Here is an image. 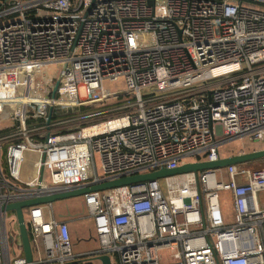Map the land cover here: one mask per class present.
Masks as SVG:
<instances>
[{
    "label": "built area",
    "instance_id": "built-area-1",
    "mask_svg": "<svg viewBox=\"0 0 264 264\" xmlns=\"http://www.w3.org/2000/svg\"><path fill=\"white\" fill-rule=\"evenodd\" d=\"M52 67L45 94H31L34 74ZM244 137L264 140V0H0V264H94L100 254L112 264H264V167L85 193L98 245L80 252L52 202L29 206L31 262L1 209L215 161ZM28 153L35 172L23 178ZM220 190L231 194V222Z\"/></svg>",
    "mask_w": 264,
    "mask_h": 264
},
{
    "label": "rangeland",
    "instance_id": "rangeland-1",
    "mask_svg": "<svg viewBox=\"0 0 264 264\" xmlns=\"http://www.w3.org/2000/svg\"><path fill=\"white\" fill-rule=\"evenodd\" d=\"M56 76H57V70L55 67L48 68L47 70H43V71L40 70L39 72L35 73L34 88L31 90V94L35 93L37 95L38 94L44 95L45 93L41 92V88L44 86L45 82L48 79ZM118 86H119V82L109 85L107 89L114 90L118 88ZM99 106L100 105H96V107ZM91 107H93V105ZM91 107H87V108H91ZM262 148H264V140H255L249 137L236 138L221 145L219 148V155L229 156L240 152H250ZM36 158H37L36 154H32V153L26 154V160L24 166L22 167L23 178H28V177L31 178L34 176ZM242 165H246L250 169H259L264 167V159L243 163ZM44 181L46 182L49 181L48 170L44 171ZM261 193L264 194L263 192ZM218 197H219L220 208L222 211L224 221L231 222L233 220V212L230 206L231 198L229 196V192L220 190L218 191ZM260 198L261 195H259V199ZM52 203H53L54 212L57 217H59L58 213L65 216H69V215L79 216V219H77L76 223L72 225L75 227L74 234L71 235L70 233L74 251L80 252L86 249L96 248L98 243L94 238L93 224L91 219L88 216H86V209L84 207L82 196L56 200L53 201ZM13 214H14L13 212L7 213L8 229L11 233H14V231L17 230V226L15 222L9 223L13 218ZM24 216L25 218H27L26 213L24 214ZM14 242L18 244V247H21L18 236L16 240H14ZM94 264H99V262L95 261Z\"/></svg>",
    "mask_w": 264,
    "mask_h": 264
},
{
    "label": "water",
    "instance_id": "water-1",
    "mask_svg": "<svg viewBox=\"0 0 264 264\" xmlns=\"http://www.w3.org/2000/svg\"><path fill=\"white\" fill-rule=\"evenodd\" d=\"M57 85H58V79H56L54 86L52 88V92H51L52 97L55 94ZM51 112H52V107H49L47 122H49L50 120ZM261 159H264V148L259 150H253L250 152H240L234 155L222 156L221 158L215 161L188 162L181 164L173 169H168L163 167L158 170H154L150 172L136 173L128 176H120L94 184H89L85 186H76L65 190L44 193L27 199L7 203L3 205L1 209L6 212H13L15 214L18 236L22 247V254L26 262H31L33 259V254L31 249V238L28 232V228L24 216V209L29 206L47 203V202H53L56 200H61L70 197L82 196L85 193H89L93 191L106 190L113 187L133 184L146 180H154L160 177L176 175L186 172H197L199 170H205V169L220 168L230 164H243ZM94 260L98 261L99 264H112L108 254L97 255L94 257Z\"/></svg>",
    "mask_w": 264,
    "mask_h": 264
},
{
    "label": "crops",
    "instance_id": "crops-1",
    "mask_svg": "<svg viewBox=\"0 0 264 264\" xmlns=\"http://www.w3.org/2000/svg\"><path fill=\"white\" fill-rule=\"evenodd\" d=\"M259 195H261V198L259 199V203H260L261 206H264V194H262L261 192H259V193H258V196H259ZM229 196H230V198H231V194H230V192H229ZM230 206H231V209H232V212H233L232 198H231ZM220 209H221V208H220ZM221 214H222V211H221ZM58 215H59V217H60L61 219H65V220L68 221V225H69L70 233H71V235H73V234H74V229H75V227L72 226V225L76 223L77 219H79V216H77V215H69V216H65V215H62V214H59V213H58ZM222 217H223V215H222ZM86 250H88V249H86Z\"/></svg>",
    "mask_w": 264,
    "mask_h": 264
},
{
    "label": "trees",
    "instance_id": "trees-1",
    "mask_svg": "<svg viewBox=\"0 0 264 264\" xmlns=\"http://www.w3.org/2000/svg\"><path fill=\"white\" fill-rule=\"evenodd\" d=\"M56 112V111H55ZM57 113V112H56ZM53 117H55V114L53 115Z\"/></svg>",
    "mask_w": 264,
    "mask_h": 264
},
{
    "label": "bare ground",
    "instance_id": "bare-ground-1",
    "mask_svg": "<svg viewBox=\"0 0 264 264\" xmlns=\"http://www.w3.org/2000/svg\"><path fill=\"white\" fill-rule=\"evenodd\" d=\"M218 70V69H217Z\"/></svg>",
    "mask_w": 264,
    "mask_h": 264
}]
</instances>
